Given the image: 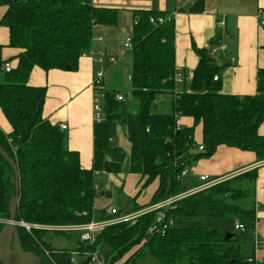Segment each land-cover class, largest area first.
Returning a JSON list of instances; mask_svg holds the SVG:
<instances>
[{"label": "trees", "instance_id": "trees-1", "mask_svg": "<svg viewBox=\"0 0 264 264\" xmlns=\"http://www.w3.org/2000/svg\"><path fill=\"white\" fill-rule=\"evenodd\" d=\"M203 2L197 0L189 11L199 12ZM2 6L6 10L0 26L9 29V45L21 50L17 65L9 72L3 69L4 81L0 82V109L12 127L10 132L0 129V144L19 169L21 199L16 220L33 226L30 231L20 227L23 247L43 256L42 264H91L90 255L100 254L104 246H108L106 264H136L145 253L161 264H251L237 234L178 227L176 221L233 216L248 230L255 219V170L187 194L164 208L173 222L164 231L157 225L160 210H153L106 225L98 230L93 242L80 240L74 248L54 247L45 233L49 227L65 232L69 230L63 226L137 212L187 192L180 186L182 171L211 156L220 145L252 151L263 160L264 135L258 128L264 122V68L258 69L255 94L224 93L223 69L210 61L206 50L197 49L200 60L193 78L177 90L172 77L176 67L173 18L155 25L150 17L167 15L135 11L129 34L133 46L128 53L131 94L137 100V111L132 113L124 95L119 100L117 95L121 93L105 86V82L97 89L103 115L94 124L93 167L85 169L79 152L65 147L64 130L44 116L46 86L31 85L29 79L35 67L50 71L69 66V70H77L82 53L92 49L94 28L117 25V8L97 6L91 0H0ZM165 93L172 96L171 111H154L156 97ZM182 116L192 118L193 124L177 129ZM119 125L126 129L131 143L129 155L115 141ZM197 125L202 131L200 141L195 137ZM201 144L204 150H199ZM123 170L140 176V189L131 199L132 206L117 208L114 215L106 209L95 213V173L117 174ZM12 173L0 154V217L10 216L15 190ZM154 182L157 185L150 199L138 203L143 190ZM46 250L49 256L44 254Z\"/></svg>", "mask_w": 264, "mask_h": 264}, {"label": "crops", "instance_id": "crops-1", "mask_svg": "<svg viewBox=\"0 0 264 264\" xmlns=\"http://www.w3.org/2000/svg\"><path fill=\"white\" fill-rule=\"evenodd\" d=\"M91 1L94 5L118 10L117 25H98L93 33L92 49L104 51L117 58L116 63L106 64L107 72L131 60L123 42L131 33L134 12L156 11L173 18L176 30V66L182 67L185 72L194 71L200 60L197 49H204L215 59L216 65L223 69L222 92L236 95L256 93L257 72L258 69L264 68V25L260 23L259 17V12L264 9V0H204L199 12L189 11L197 0ZM5 10V6L0 7V17ZM221 46H226V50L220 53V59L216 57L218 52L212 54L211 49ZM20 51L19 48L9 45V29L6 26H0V82L4 81V63L10 62L12 66L17 65V56ZM128 62L131 64V61ZM98 67L100 65L93 57H80L77 70L45 71L35 67L29 79L31 85L46 86L44 116L58 127L67 125V129L64 130L66 134L64 145L70 150L79 152L81 165L85 169H91L94 163L96 111L92 82ZM182 86H177V90H181ZM166 94L169 93L162 95ZM154 104L156 107L163 106L160 101H155ZM179 120L184 126L193 124V119L190 117L182 116ZM0 129L5 132L12 130L1 109ZM125 131L126 129L119 125L115 141L129 155L131 143ZM199 131L200 136L197 140L200 141L201 128ZM258 131L264 135V122L260 124ZM253 170L257 174L253 201L255 219L253 225L249 226L239 239L245 256L264 260V159L259 160L252 151L220 145L211 156L200 158L192 167L193 176L198 183L196 187L204 183L199 180L201 175H207L210 180L222 181ZM126 174V170L117 174L106 173L109 183L105 182L98 187V193L101 196L110 195L111 185L114 183L123 187ZM103 177L101 175V180ZM137 202L146 203L147 201L139 202L137 198ZM131 206L132 201L124 208ZM110 207L116 208L109 206L106 210ZM239 222L241 221L238 218L234 221V231H237L235 224ZM257 239L260 243L256 245Z\"/></svg>", "mask_w": 264, "mask_h": 264}, {"label": "rangeland", "instance_id": "rangeland-1", "mask_svg": "<svg viewBox=\"0 0 264 264\" xmlns=\"http://www.w3.org/2000/svg\"><path fill=\"white\" fill-rule=\"evenodd\" d=\"M220 53L221 52H218L216 57L220 58L221 57ZM128 61H131V60H128ZM128 61L125 62V64L120 66L119 68L118 66H115L114 70L112 71L110 70L109 72H107L106 77H105V86L111 89H115L118 92L122 93V95H124L125 102L129 106L130 111L132 113H135L137 111V100L131 94V80H130L131 64H128L129 63ZM178 87H180V85H178ZM171 100H172V96L170 94L158 95L155 101H160V104H162L163 106L156 107L155 104H153L154 111L156 112L171 111ZM101 114L103 115L102 111H101ZM199 126L200 125L196 126V131H195L196 140L199 139V136H200L199 129L201 127ZM195 164L196 162H193L192 164L186 167V169L188 170V175L183 176L182 179L180 180V186L184 190H192L198 185L192 173V167ZM101 175L104 176L103 180H101ZM126 175L127 176L125 178V183L123 187H120L116 183H114L111 185L112 193L110 195L101 196L98 193V196L96 197L95 202H94V212L95 213L101 214V212L107 209L109 206H115L118 209H123L125 206L130 204L132 197H134L137 191L140 189V184L138 183L140 176L138 174L129 173V172H127ZM96 180H97L96 185L98 187H101L105 182L106 184L109 183L106 173H104L103 175V172L100 173V176L99 175L96 176ZM156 185H157L156 182H154L153 184L148 186L146 189H144L143 193L140 195V197H138V201L139 202L148 201L154 189L156 188ZM180 194H177V196ZM2 219L8 220L9 218L0 217V220ZM236 219L237 218L233 216L199 217V218L192 219V220L178 218L176 222H177L178 227H204V228H210V229H218L222 231L229 230L230 232H233L237 234L238 236H241L244 233H242L241 231H234V228H233L234 221ZM21 221L17 220V223ZM5 223L6 222L4 223L0 222V224H5ZM24 228L27 231H29L26 227ZM45 238L54 247L74 248L77 246L78 242L80 241V232L73 231V230H69L65 232H57V231L51 230V227H49V231L45 233ZM107 250H108V246H104L101 248L100 255L103 258ZM42 251H40L41 254L44 253ZM48 261H51V260L48 258ZM136 264H161V263L156 258L151 256L150 254L145 253L142 257H139L137 259Z\"/></svg>", "mask_w": 264, "mask_h": 264}, {"label": "built area", "instance_id": "built-area-1", "mask_svg": "<svg viewBox=\"0 0 264 264\" xmlns=\"http://www.w3.org/2000/svg\"><path fill=\"white\" fill-rule=\"evenodd\" d=\"M259 17H260V23L262 25H264V9H262L259 12ZM170 19H171V16H167V17L158 16L157 18L156 17H150V21L153 24H155V25L165 23V22H167ZM123 46L128 51L130 49H132L133 45H132L131 36L128 35L126 37V39L123 42ZM225 50H226V46H221L219 48H212L211 49V53L212 54H216L217 52H223ZM87 56L93 57L94 60L97 63H99V65L102 66V67L101 66L98 67L95 70L94 77H93V82H92V86H93L94 93H95L96 121H100L102 119L101 103H100V99L101 98L99 96V93H98L97 89L99 87H101L102 84L105 82V77H106V73H107L106 64L108 62L116 63L117 58L114 55H112V54H108V53H106L104 51H96L95 49H90L88 51H84L82 53V55H81V57H87ZM3 69L5 71H8V72L11 71L12 64L10 62H5L4 66H3ZM193 75H194V71L193 70L189 71V72H185L182 67L176 66L172 77H173V81L175 82L176 86H178V85L184 84L185 81H188V80L192 79ZM214 80L215 81L218 80V75H216L214 77ZM117 98L119 100L124 99L122 94H118ZM182 126L183 125L181 124L180 120H178L177 124H176V128L177 129H181ZM60 128L62 130H65V129H67V125H61ZM198 148H199V150H204V146L202 144L199 145ZM187 173H188V170L184 169L182 171V177L185 176ZM99 174H100L99 172L95 173L96 176L99 175ZM199 180L203 181L204 183L202 185L196 187L195 189L189 190V191L184 192V193H181L178 196L177 195L176 196H171V197H169V198H167V199H165V200H163V201H161V202H159L157 204H154L152 206H149V207L144 208L142 210H139L137 212L125 213V214L119 215L117 217L106 219V220H92L91 222L86 223V224L63 226L62 228L64 230H73V231L80 232V240L93 242L95 240V235L98 232V230L101 229L102 227L106 226V225L113 224L115 222H119V221H123V220L133 219V218H135V217H137V216H139V215H141L143 213H147V212H150V211H153V210H160L158 215H157V225H158L159 229L164 231L168 227V225L173 223L171 219H168L166 217V213H165L164 208L169 207L170 205L175 203L178 199L186 196L187 194L193 193V192H195L197 190L203 189L205 187H208V186H211L213 184H216V183L220 182L219 180H210L207 175H201L199 177ZM97 189L98 188L96 187V190ZM107 212L110 215H114V214L118 213V210H117V208L110 207L107 210ZM8 220L2 219V220H0V222L4 223V222H8ZM19 224L22 227H26L29 231L32 228L31 224L26 223L24 221L19 222ZM157 225L154 226V229L157 227ZM235 229L237 231L246 232L247 231V225L245 223H243V222H239V223L235 224ZM259 243H260V241L257 239L255 244L257 245ZM45 254L48 255V256L50 255L47 250L45 251ZM90 258H91V264H106L105 259L99 253H92L90 255ZM248 262L251 263V264H264V260L263 259H258V258L254 257V256L249 257L248 258Z\"/></svg>", "mask_w": 264, "mask_h": 264}, {"label": "water", "instance_id": "water-1", "mask_svg": "<svg viewBox=\"0 0 264 264\" xmlns=\"http://www.w3.org/2000/svg\"><path fill=\"white\" fill-rule=\"evenodd\" d=\"M210 61L214 62L215 59L211 58ZM66 70L70 67L66 66ZM124 123L127 119L123 120ZM0 154L4 157L6 161L10 164L13 169L11 175V182L15 186L14 193L11 196V201L9 204L10 216L6 224L0 231V263L1 264H42L44 257L38 255L33 251L26 250L21 241L20 227L21 225L17 223L16 216L18 205L20 203V176L19 169L8 152L0 144ZM227 236H231L227 234Z\"/></svg>", "mask_w": 264, "mask_h": 264}, {"label": "flooded vegetation", "instance_id": "flooded-vegetation-1", "mask_svg": "<svg viewBox=\"0 0 264 264\" xmlns=\"http://www.w3.org/2000/svg\"><path fill=\"white\" fill-rule=\"evenodd\" d=\"M6 223H7V222H6ZM6 223H5V224H6ZM3 226H4V224L2 225L1 229L3 228ZM1 229H0V231H1ZM0 264H1V263H0Z\"/></svg>", "mask_w": 264, "mask_h": 264}, {"label": "bare ground", "instance_id": "bare-ground-1", "mask_svg": "<svg viewBox=\"0 0 264 264\" xmlns=\"http://www.w3.org/2000/svg\"><path fill=\"white\" fill-rule=\"evenodd\" d=\"M57 129V128H56ZM61 133H62V131H61ZM192 164V163H191ZM244 199V198H243ZM57 230V229H56Z\"/></svg>", "mask_w": 264, "mask_h": 264}]
</instances>
